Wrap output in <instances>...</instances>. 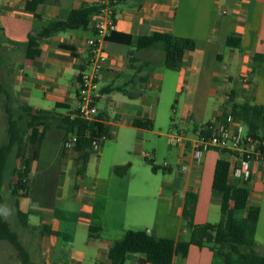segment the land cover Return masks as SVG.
I'll return each instance as SVG.
<instances>
[{"label":"crops","instance_id":"obj_1","mask_svg":"<svg viewBox=\"0 0 264 264\" xmlns=\"http://www.w3.org/2000/svg\"><path fill=\"white\" fill-rule=\"evenodd\" d=\"M27 1L0 0V27L4 39L11 41L3 42L0 48L3 67L0 73L8 81L14 101L19 104L40 110H52L56 104H63L68 109L58 108L56 111L63 113L59 109H65L67 113L75 110L78 75L90 56L89 40L96 38L97 14L90 17L84 28L68 29L38 39L32 59L26 57L23 43L29 35L46 33L51 21L65 20L71 10L85 4H99V0H43L34 10L27 9ZM113 14V31L130 35L131 44L106 39L102 42L107 60L99 79L101 96L97 102L104 94L111 93L123 109L120 113L123 123L120 124L110 121L107 114L100 112V121L108 130L107 139L116 134L113 139L116 142L118 127L123 124L136 128L141 137L153 132L159 139H174L168 132L153 128L157 114L151 109L153 99L146 93L150 88L158 89L160 93L164 88L167 96L184 98L187 106L180 121L185 126L192 122L188 129L192 135L205 123L228 111L234 103L264 106V0H117ZM154 32L190 38L196 41V46L184 54L177 69L167 68L162 57L151 67L149 54L155 50H137L136 44L138 37ZM231 36L239 37L238 47L227 46L226 40ZM183 88L185 90L181 92ZM127 93L137 96L130 98ZM155 99L160 100L159 97ZM134 120L148 122L149 127L134 126ZM65 135V130L59 127L46 131L37 159L32 164L31 193L28 197L18 198L19 209L27 215L24 227L32 235L39 231L41 242L34 239L33 247L37 253L43 249L40 254L43 259L38 256L37 260H32L29 257V264H60L61 247L55 238L64 230L59 234L52 224L54 210L48 190L53 175L76 174L77 155L73 149L65 152ZM192 137L187 136L181 143H176L177 169L174 171L172 165L164 162L166 166L163 168L174 172V175L160 183L135 175L131 167L120 162H111V175L97 172L91 177L86 166L84 185L88 188L85 190L88 198L77 209L74 219L69 220L68 226L72 236L67 256L70 264H111L108 251L127 230H146L157 237L188 240L191 232L189 220L185 218L188 193L195 195L193 224L218 223L211 220L216 211L225 228L232 218L246 216V209H234V195L229 199L226 214L222 215L221 195L212 189L216 160L223 157L231 162L232 158L227 154L219 156L221 152L210 149L197 160L193 155ZM143 141L142 138L132 146L136 158H139L137 148ZM51 142H55L54 156L48 155L46 150ZM63 154L71 158V163H63V160L58 163L59 156ZM141 156L147 161V154L142 153ZM139 162L138 159L130 161L129 165H138ZM116 167L121 172H117ZM229 182L234 186L242 185L230 175ZM64 185V181L58 185L59 195H68L77 187L75 184L71 188ZM246 186L250 191L248 205L260 208V218L264 201V163L253 165ZM211 190L219 194L217 199ZM73 195L71 192L72 199ZM35 205L45 207L44 214ZM65 212L68 214L69 210ZM255 232V250L264 256L259 250ZM79 234L81 238H78ZM142 257L138 253H128L125 264L128 258H131L130 264H150L139 263ZM171 264L225 263L215 249L191 245L185 257L177 255Z\"/></svg>","mask_w":264,"mask_h":264},{"label":"trees","instance_id":"obj_2","mask_svg":"<svg viewBox=\"0 0 264 264\" xmlns=\"http://www.w3.org/2000/svg\"><path fill=\"white\" fill-rule=\"evenodd\" d=\"M43 0H28L26 7L34 10L36 5ZM99 4H85L77 9L71 10L65 20H54L49 23L46 33L36 36L29 35L23 43L26 57L34 58L38 47V39L50 36L54 33L84 28L90 17L100 10ZM107 41L131 44V36L111 31L105 38ZM4 39L0 27V48ZM240 39L238 36L228 37L226 44L229 47H238ZM17 44V43H14ZM71 48L68 45H63ZM196 41L190 38H179L168 32H154L150 35L138 37L137 50H155L162 53V62L169 69H177L181 64L184 54L194 50ZM132 60L130 63L132 64ZM0 57V71L2 69ZM145 82L146 79H143ZM119 91L125 92L119 88ZM130 98L137 94L127 93ZM58 108L68 109L66 105L56 104L52 110L34 109L28 105L19 104L14 101L12 90L8 81L0 73V121L2 124V135L0 136V240L7 241L17 252L22 264H29V253L20 241L19 234L11 228L3 218L4 199L1 189L7 179L6 170L11 161L10 173L16 176V181L9 183L11 194L15 197V213L23 226L27 223V215L19 209L18 198L28 197L32 188L31 170L32 164L37 159L39 145L47 130L59 127L68 134L77 136L73 151L76 156V175L84 176L90 153L92 152L91 141L102 134L108 136L107 127L100 123L102 113L98 112L97 120L88 121L77 115V110L67 113H59ZM71 115H75L71 118ZM228 117L238 120L246 125L248 133L258 139L264 138V106L249 104L247 102L234 103L228 111L217 118L226 121ZM99 119V120H98ZM134 126L149 127L148 122L134 120ZM108 138V137H107ZM104 143V142H103ZM101 144V146L103 145ZM28 145L29 155H24L25 145ZM20 160V165L16 162ZM117 172H121L116 167ZM11 180V177L9 178ZM212 189L221 195V214L227 212L229 199L234 195V209L247 210L246 216L234 217L230 220L228 228L221 222L193 224L191 222L195 195L187 194L185 218L189 220L191 228L188 240H175L165 237H157L146 230H127L123 237L116 240L110 247L108 255L111 264H125L128 253H138L143 257L139 263L171 264L177 255L185 257L191 245L198 247L208 246L215 249L225 264H264V256L257 253L253 240L255 226L259 218L260 208L248 205L250 191L243 183L234 186L229 182V161L220 157L216 160ZM48 232H51L48 230ZM79 264V263H75Z\"/></svg>","mask_w":264,"mask_h":264},{"label":"rangeland","instance_id":"obj_3","mask_svg":"<svg viewBox=\"0 0 264 264\" xmlns=\"http://www.w3.org/2000/svg\"><path fill=\"white\" fill-rule=\"evenodd\" d=\"M162 53L159 51H153L149 54V58L152 62L151 67L157 64V60L161 59ZM174 73V72H169ZM102 84V83H101ZM185 88L182 89L181 92H184ZM167 92V91H166ZM146 93L150 96L152 100L151 109L156 112L157 118L156 122L153 126L154 130H162L168 132L172 136H178L181 132H185L187 136H193L191 131L188 129L191 128L190 125H184L180 121V116L182 115L187 104L184 101V98H175L172 96H167L165 90L163 88L162 93L159 92L158 89H147ZM118 95V94H115ZM183 95V94H182ZM179 96V94H177ZM160 98L159 101L154 100V98ZM118 99L113 97L111 93L104 94L102 99H100L97 103V109L99 112L105 113L108 115L110 121L116 122L118 124L123 123L122 119H120V113L123 111L121 107L116 103ZM63 113H65V109H59ZM208 117V116H207ZM175 123V125H173ZM2 135V124L0 121V136ZM116 137V134H112L110 139L104 141L102 148L92 150L89 161L87 162V173L89 176L94 177L97 172L103 173L105 172L107 175H111L112 167L111 162H120L121 165H128L131 167V171L135 173V175H143L144 177H148L153 179L155 182L160 183L163 180L171 179L174 175V172L170 173L163 168L164 162L172 165L173 170L177 169L176 167V159H177V151L178 146L173 138H160L154 134L153 132H148L143 137L138 135L137 129L131 126H126L123 124L118 127V138L116 142H113V139ZM143 138V142L138 146L136 155L139 158L134 156V142H141ZM54 139V138H53ZM52 139V140H53ZM54 141V140H53ZM184 141V140H183ZM55 142L50 147H46L48 155L54 156L55 153ZM65 148V146H64ZM68 149L65 148V152ZM142 153L147 154V161L143 159L141 156ZM24 155H29L28 145H25ZM226 154L220 153L219 156H225ZM139 160L141 162L138 165L130 166L129 162ZM63 160V163H71V158L67 155L59 156L57 160L58 163ZM8 169L6 170L7 179L4 181L3 187L1 189V195L4 199L3 204V218L9 223L12 229H14L20 237L21 243L24 245L26 250L29 253V257L32 260H37V257L42 258L40 254H42L43 249L37 250L33 247L34 239L41 242L39 231H36L31 234L30 230L27 227H24L19 221L18 217L15 213L14 200L15 197L11 194V188L9 183L16 181V176L11 174L10 167L11 161L9 162ZM20 165V160L16 162ZM60 166V164H59ZM64 166V165H63ZM11 177V180L9 178ZM52 182L50 184V189L48 190V198L49 202L52 204L54 214L51 215L52 224L57 227L59 234L64 230L62 235L56 239V244L61 247V259L60 264H70L68 261V252L70 248V239L71 233L69 232L68 226L70 224L69 220L74 219L75 212L80 207L82 202L87 200V192L85 191L88 188H85L84 185V176H79L74 173L64 174L57 173L51 177ZM32 181V180H31ZM65 182L68 188H71L72 184H75L76 189H71L68 195H59L58 193V185L60 182ZM71 192H73V199L70 197ZM213 196L217 199L219 194L212 191ZM31 193V191H30ZM30 195V194H29ZM63 199V200H62ZM35 207L42 211L41 214H44L46 208L40 205H35ZM69 210V213L65 212V210ZM215 217H211V220L215 222H219V212H215ZM34 219L32 220V223ZM37 222V221H36ZM66 225V226H65ZM65 226V229H63ZM139 230V229H132ZM255 239L260 245V252L264 254V201L261 207V215L259 221L256 224L255 230ZM81 234L78 235V238ZM33 247V248H32ZM131 257V256H130ZM44 262V261H43ZM131 263V258H128L126 264ZM0 264H22L21 259L19 258L17 252L14 248L7 242L0 240Z\"/></svg>","mask_w":264,"mask_h":264},{"label":"built area","instance_id":"obj_4","mask_svg":"<svg viewBox=\"0 0 264 264\" xmlns=\"http://www.w3.org/2000/svg\"><path fill=\"white\" fill-rule=\"evenodd\" d=\"M117 0H99L100 10L95 22L96 38L90 39V56L83 69L79 72L77 81V115L88 121L97 120L99 99V79L107 60V53L102 45L106 36L114 29L113 5ZM75 115H71L73 118ZM99 120V119H98ZM100 121V120H99ZM102 125L105 124L100 121ZM102 134L91 141L92 150L98 149L107 140ZM187 138L185 132L174 136L176 143ZM77 136L68 134L64 141L67 149H73ZM193 155L200 160L207 150H216L232 158L229 162V175L239 184L246 183L253 172V165L264 163V138L258 139L248 133L245 124L228 117L226 121L215 119L205 123L193 133L190 139ZM166 166V164H164Z\"/></svg>","mask_w":264,"mask_h":264}]
</instances>
